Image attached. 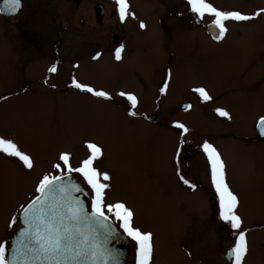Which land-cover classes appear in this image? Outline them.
<instances>
[{
    "label": "rangeland",
    "instance_id": "374dc122",
    "mask_svg": "<svg viewBox=\"0 0 264 264\" xmlns=\"http://www.w3.org/2000/svg\"><path fill=\"white\" fill-rule=\"evenodd\" d=\"M59 1L26 0L22 16L39 4L43 18L37 24L0 17V134L13 138L35 162L29 171L0 154V242L7 241L9 250L20 227L18 220L10 228V218L34 196L44 173L59 175L52 168L59 154L70 152L75 167L88 154L86 142L93 141L104 153L95 166L112 176L107 199L125 202L134 224L153 233L151 264H228L222 255L236 236L220 220L209 190L215 192L201 147L208 141L220 153L226 182L240 200L237 212L249 248L243 264H264V144L253 141V125L264 116V13L228 27L227 38L215 43L206 32L214 18L206 14L199 18L204 27L195 28L186 0H128L135 18L124 21L110 16L115 0H76L58 8ZM96 1L107 15L101 35L94 29ZM208 2L247 15L264 9V0ZM141 21L145 28L139 27ZM26 28L43 37V58L31 63L37 71L16 66L20 61L7 52V39L12 50L22 52L19 31ZM56 42L64 61L49 72ZM120 45L122 58L116 60ZM72 52L75 60L69 59ZM73 78L108 91L112 99L81 92L72 86ZM35 81L54 89L36 83L27 87ZM164 82L168 90L161 94ZM200 86L211 96L231 88L223 99L230 120L218 117L212 105L204 113L210 102L192 91ZM121 91L137 96L135 109L118 95ZM186 101L193 105L188 113L181 111ZM176 121L190 131L182 134L173 126ZM187 154L196 172L195 189L180 180ZM72 175L91 194L82 177ZM130 241L133 259L136 243Z\"/></svg>",
    "mask_w": 264,
    "mask_h": 264
},
{
    "label": "snow or ice",
    "instance_id": "6c2138e0",
    "mask_svg": "<svg viewBox=\"0 0 264 264\" xmlns=\"http://www.w3.org/2000/svg\"><path fill=\"white\" fill-rule=\"evenodd\" d=\"M8 11L16 13L22 7L21 0H3ZM190 11L197 17L203 18L206 14L213 17L212 26L217 30L214 39H222L227 33L226 21L245 22L255 19L264 13L260 9L252 15L240 11H225L213 6L208 0H186ZM119 19L126 20L135 14L129 11L128 0H115ZM140 28H145L143 21ZM123 45L115 49V59L122 58ZM99 53L93 57L98 59ZM49 72H56V65H52ZM171 78V71L167 79ZM72 86L81 92L90 93L95 97L111 100L108 91L97 90L89 84L72 79ZM168 83L164 82L160 88L161 94H166ZM203 102H211L213 97L205 87L192 89ZM120 97H125L132 109L138 104V98L131 92L121 91ZM192 105L184 104L185 111ZM215 112L227 119L230 113L223 108H216ZM129 115L136 116L137 112L130 111ZM173 126L182 134L188 133L189 128L182 122L176 121ZM259 134L264 136V117L257 122ZM183 143V141H181ZM88 154L78 161L77 166L71 163L72 154L63 151L58 156V162L52 165L59 175L50 172L44 173L37 181L34 196L20 206L17 215L10 218L9 227L22 221L16 240L13 242L11 259L8 257V242H0V264H119V259L107 247L108 238L115 229L113 224L119 222L123 233L136 243V264H151L153 257V233L143 231L134 224V212L123 201H109L108 191L111 188L112 176L106 170L95 166L103 156V148L96 142L87 141L85 144ZM210 166L211 182L218 196L219 218L228 223L236 236L234 246L227 255L232 264H243L249 251L246 232L241 230L242 218L238 215L240 200L228 186L225 179V163L217 149L208 141L201 145ZM0 154L15 158L26 170L35 166L33 156L18 145L11 137L0 134ZM73 173L79 174L91 190V210L89 211L75 193H82L80 184L71 180ZM180 180L195 189L183 175ZM191 255V253H189Z\"/></svg>",
    "mask_w": 264,
    "mask_h": 264
},
{
    "label": "flooded vegetation",
    "instance_id": "af4514ba",
    "mask_svg": "<svg viewBox=\"0 0 264 264\" xmlns=\"http://www.w3.org/2000/svg\"><path fill=\"white\" fill-rule=\"evenodd\" d=\"M22 1H23V9H22L21 13L18 16L12 17V18H3V19H6L8 21H10L12 19H16L17 21L15 23H19V20H21L22 18H24L25 21H26V19H28V21L33 19V21H35L36 24H37V22L43 18L42 11H41V8H40L39 4H37V3L34 4L33 7L30 9V14L29 15H25L23 17L22 13L25 10V8L27 7V3H26V0H22ZM77 1H79V0H77ZM72 2H76V0H60L58 8H60V7L64 6V5L70 4ZM95 5H96V7H94V10L96 11V9L101 4L96 1ZM110 16H111L112 19H117L119 17L116 11L111 12ZM106 18H107L106 10H105V16H104V19H103L102 23H98L97 22V18H96V25L94 26V29H95V32H98L99 35H101L103 33V30L106 28V24H105ZM11 23L13 24V22H11ZM225 23H226V27L228 29V27H233L234 24H239V23H243V22L226 21ZM201 25L203 26V20L199 19V28H200ZM82 26H84L83 22H82ZM32 27L33 26H31L30 28H32ZM207 29H208V27L206 28L207 34L211 37V39L215 43H222L227 38V36L229 34V31H227V33L225 34V36L222 39L216 40V39L213 38L214 35L208 33ZM32 31L33 30H28L27 28L23 29V30L21 29L19 31L20 32L19 42H20V46L22 47V52H20V51L17 52V51L12 50L13 46L11 47V45H12L11 41H10V39L9 40L7 39V44L9 45V46H7V49H8L7 52L9 54V56H12L11 59L15 58L17 61H20L19 64L16 63V66L17 65H21V68H23V69H28V70L32 69V70H36L37 71L38 68L31 67V63L33 61H38V60L43 58V37L41 35H39L38 32H36V31L32 32ZM118 42L116 44H118ZM51 54H52V56L50 58V62L51 63H49V65L46 68L48 69V67L50 68L52 65H56V68L58 69V67L60 66V64H62V62L64 60L61 59V57H60V53H59V50H58V47H57V42L54 44L53 49L51 50ZM69 59L70 60H73V59L75 60L76 59V53L74 54V52H72L70 57H69ZM33 83H36V84L33 85ZM38 84L42 85L44 87H49L51 90L54 89V86L51 83H48V82L41 83V81H39V82L38 81L29 82L27 87L32 86V85L33 86H37ZM230 89L231 88H228V89H225V91H222L221 93H217L216 95H212V97H213L212 101L210 103H206L205 104L206 108L203 109L204 113H207L209 105H212L215 108H223L224 109V107H223V99H228L229 98ZM22 92H24V91H22ZM185 103H190L192 105L191 102H187L186 101ZM192 110H193V105H192L191 109H189L188 111H183L182 108H181V111H183L184 113L191 112ZM214 113L217 114L215 111H214ZM218 117H221V116L218 115ZM262 117H264V116H262ZM259 119L253 125V127L255 129V137L253 138V141H254V143L255 142L258 143L257 145L264 144V136H261L259 134V130L257 128V122L259 121ZM253 127H252V129H253ZM189 162H190V164H189ZM191 165H192L191 156L187 154L186 159H185V170H186V173H185V176L183 174L182 175L184 176L185 179L189 180L190 183L193 184V180H194V178L196 176V172L191 167ZM197 166H198V164H197ZM206 166L210 167L207 160H206ZM209 176H211V173H210ZM209 183L212 186V182H211L210 178H209ZM209 190H210L211 194L214 197L213 199L215 200L216 208H217L219 206V201H218V198H217L218 196H217L216 192L213 191L212 187H210ZM231 233L234 234V231L231 232ZM230 248L225 249L224 252H223V255H222L224 257L223 259L228 264H232V259L229 256H227V252H228V250ZM128 264H136V254L134 255L133 259L130 258V261H129Z\"/></svg>",
    "mask_w": 264,
    "mask_h": 264
},
{
    "label": "water",
    "instance_id": "95a60500",
    "mask_svg": "<svg viewBox=\"0 0 264 264\" xmlns=\"http://www.w3.org/2000/svg\"><path fill=\"white\" fill-rule=\"evenodd\" d=\"M7 9H8V6L2 0L0 2V13L3 16H6V17L16 16V15H18V13L22 9V7L20 8V10L18 12L14 13V14L11 13L10 11H8ZM97 18H98V22L100 23L102 18H103V8L102 7H99V9L97 10ZM212 28L213 27H209V32L213 33L215 35V31ZM117 39L118 38L115 37L116 41H117ZM71 180L75 183L80 184V186L84 189V191L82 193H75L74 195H76L78 198L83 200L85 207L90 211L91 210V200H92L91 196L88 194V192L83 187V185L79 181H77L73 176H71ZM20 225H21V227H20V229H21L23 227L22 221H20ZM113 228L115 229V231L111 236H109L107 247L109 249H111L112 252L118 256L119 264H128L130 251H131L129 241H128L127 237L118 230V228L115 224H113ZM20 229L17 231V233L15 234V236L12 239L11 248L8 252L9 259H11V255H12L13 242L16 240V237H17Z\"/></svg>",
    "mask_w": 264,
    "mask_h": 264
}]
</instances>
